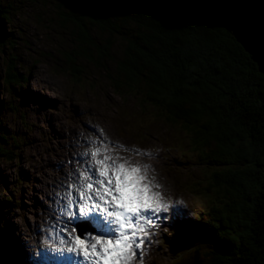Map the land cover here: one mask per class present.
<instances>
[{
	"label": "trees",
	"instance_id": "trees-1",
	"mask_svg": "<svg viewBox=\"0 0 264 264\" xmlns=\"http://www.w3.org/2000/svg\"><path fill=\"white\" fill-rule=\"evenodd\" d=\"M67 3L57 8L72 24L73 47L61 70L80 78L83 59L107 72L118 95L136 97L154 116L186 131L198 165L206 166L213 197L197 216L226 244L193 235L176 243L187 252L171 264H264V75L250 54L220 27L164 25L123 9L85 14ZM5 13L1 0L0 22ZM3 35L0 27V40ZM117 37L123 43L116 55ZM18 81L24 77L7 65L5 82ZM12 137L0 127V156L13 160Z\"/></svg>",
	"mask_w": 264,
	"mask_h": 264
},
{
	"label": "rangeland",
	"instance_id": "rangeland-1",
	"mask_svg": "<svg viewBox=\"0 0 264 264\" xmlns=\"http://www.w3.org/2000/svg\"><path fill=\"white\" fill-rule=\"evenodd\" d=\"M61 1L2 0L6 13L0 22L4 31L0 40V127L15 137L10 138L14 145L8 147L17 155L13 160L0 156V205L17 214L12 221L18 226L19 241L25 243L22 261L28 258L25 252L35 250L32 245L42 239L33 228L44 227L45 219L56 215L49 207L53 204L49 195L63 192L59 185L68 182L67 165L56 169L47 162L67 160L69 153L87 147L73 143L76 138L70 131L95 136L85 123L103 129L113 143L124 148L129 144L142 152H155L145 156L113 149L134 163L153 166L168 194L182 200L189 210L206 208L213 197L203 176L206 166L198 165L191 150L195 145L186 131L154 116L136 97L118 95L107 72L83 59H79L80 78L61 70L68 67L65 55L73 47L72 24L63 20L64 14L57 8ZM95 34L103 37L99 29ZM113 39L117 55L123 40ZM10 64L24 77L22 84L5 82ZM70 143L73 146L67 147ZM179 248L162 238L144 264H171L176 255L187 252Z\"/></svg>",
	"mask_w": 264,
	"mask_h": 264
},
{
	"label": "snow or ice",
	"instance_id": "snow-or-ice-1",
	"mask_svg": "<svg viewBox=\"0 0 264 264\" xmlns=\"http://www.w3.org/2000/svg\"><path fill=\"white\" fill-rule=\"evenodd\" d=\"M66 6L92 15L119 9L140 12L164 25L220 27L250 59L264 65V0L259 5L255 0H68ZM84 126L95 136L70 129L73 143L87 146L83 151L47 162L56 169L67 165L68 182L59 185L63 192L49 195L56 215L47 217L44 227L33 228L42 239L25 253L31 257L28 264H144L162 238L175 244L195 235L209 245L226 244L210 222H202L182 200L168 194L153 166L134 163L113 149L145 156L155 152L124 148L98 126ZM15 215L0 205V264H24Z\"/></svg>",
	"mask_w": 264,
	"mask_h": 264
},
{
	"label": "water",
	"instance_id": "water-1",
	"mask_svg": "<svg viewBox=\"0 0 264 264\" xmlns=\"http://www.w3.org/2000/svg\"><path fill=\"white\" fill-rule=\"evenodd\" d=\"M255 3H256L257 5H259V0H255ZM245 51H246V50H245ZM246 52H247V51H246ZM253 61L257 64L259 71L264 75V65H260V64H258L255 60H253Z\"/></svg>",
	"mask_w": 264,
	"mask_h": 264
},
{
	"label": "bare ground",
	"instance_id": "bare-ground-1",
	"mask_svg": "<svg viewBox=\"0 0 264 264\" xmlns=\"http://www.w3.org/2000/svg\"><path fill=\"white\" fill-rule=\"evenodd\" d=\"M133 162H134V160H133ZM135 162H136V160H135ZM36 236V235H35ZM55 239V238H54ZM57 242H58V239H57ZM36 247V246H35Z\"/></svg>",
	"mask_w": 264,
	"mask_h": 264
}]
</instances>
